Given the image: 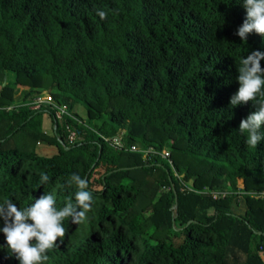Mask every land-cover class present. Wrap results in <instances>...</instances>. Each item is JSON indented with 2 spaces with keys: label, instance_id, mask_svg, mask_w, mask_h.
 I'll use <instances>...</instances> for the list:
<instances>
[{
  "label": "trees",
  "instance_id": "1",
  "mask_svg": "<svg viewBox=\"0 0 264 264\" xmlns=\"http://www.w3.org/2000/svg\"><path fill=\"white\" fill-rule=\"evenodd\" d=\"M245 16L243 0H0V201L52 192L63 207L72 173L94 197L46 264H264V140L239 131L252 102L230 106L241 57L264 52V36L235 34ZM40 88L81 138L30 109ZM119 135L122 150L104 140ZM41 140L56 152L37 154ZM131 145L167 149L174 169ZM0 264H19L3 232Z\"/></svg>",
  "mask_w": 264,
  "mask_h": 264
},
{
  "label": "clouds",
  "instance_id": "2",
  "mask_svg": "<svg viewBox=\"0 0 264 264\" xmlns=\"http://www.w3.org/2000/svg\"><path fill=\"white\" fill-rule=\"evenodd\" d=\"M246 16L238 27L236 35L246 40L248 34L255 32L264 36V0H243ZM98 15L106 17L104 11ZM264 52L254 50L240 59L237 80L238 90L230 97V106L252 102L255 111L241 119L239 131L246 135L245 143L256 147L264 140L261 128L264 126ZM40 184L49 183L50 177L39 173ZM69 187L74 186L73 202L69 199L63 207H57L56 196L45 192L26 207H17L11 199L0 201V219L3 220V232L10 253L19 260V264H46L47 253L57 247L58 238L62 241L66 235L64 221L81 225L88 219L94 203L93 192L89 190L88 180L77 173H72L68 180Z\"/></svg>",
  "mask_w": 264,
  "mask_h": 264
},
{
  "label": "built area",
  "instance_id": "3",
  "mask_svg": "<svg viewBox=\"0 0 264 264\" xmlns=\"http://www.w3.org/2000/svg\"><path fill=\"white\" fill-rule=\"evenodd\" d=\"M47 105L49 106L54 113V117L55 119L59 120L62 125H64V129L67 132V138L69 139L70 142H74L75 140L81 138L80 135L78 134V131L74 128H72L65 120V115L70 116L71 118H74V116H72L70 113H68L67 109L65 106L63 105H58L53 98L51 97V95H38L36 97H34L31 102H29V107L30 109H39L41 106ZM16 107V105H10L6 107V110H12ZM80 122V121H79ZM81 123V122H80ZM104 140L110 144L111 146H113L116 149H124L123 146V140H122V136H116V137H105ZM130 151L133 152H140L141 153V157L143 160L147 161L149 160L152 156L155 155H159L160 157H162L163 159H165L168 163L169 166L174 169L173 167V162L172 159L170 157V152L167 149H162L160 152L154 150L152 147L146 148V149H140L138 146L135 145H131L129 148ZM176 175V173H175ZM179 179L182 178V175H176ZM186 186L183 185V187L181 188V190L185 189ZM213 198L218 197V194L215 192L212 194ZM224 195V194H222ZM262 197L264 198V194L262 195Z\"/></svg>",
  "mask_w": 264,
  "mask_h": 264
},
{
  "label": "rangeland",
  "instance_id": "4",
  "mask_svg": "<svg viewBox=\"0 0 264 264\" xmlns=\"http://www.w3.org/2000/svg\"><path fill=\"white\" fill-rule=\"evenodd\" d=\"M9 78H11V74H9ZM28 87L25 86H19L17 85L16 88L13 91L14 94V100L15 102H20L23 100L24 95L26 94V92L28 91ZM39 95H48L49 92L46 89L40 88L39 90ZM50 95V94H49ZM77 115L80 116L81 118H84L85 115V109L83 106H79L77 109ZM41 119L42 122V128H43V134L46 136H52L53 132H52V128H51V116L48 112H42L39 113L38 115L35 116V119ZM39 143V144H38ZM36 143V145L34 146V149L36 151L37 154L40 155H45V156H49L52 155L53 153L56 152V147L52 146V145H48L45 142H43L42 140L40 142ZM241 206L238 208V211L241 210Z\"/></svg>",
  "mask_w": 264,
  "mask_h": 264
},
{
  "label": "crops",
  "instance_id": "5",
  "mask_svg": "<svg viewBox=\"0 0 264 264\" xmlns=\"http://www.w3.org/2000/svg\"><path fill=\"white\" fill-rule=\"evenodd\" d=\"M20 86V85H19ZM39 144V143H38Z\"/></svg>",
  "mask_w": 264,
  "mask_h": 264
}]
</instances>
